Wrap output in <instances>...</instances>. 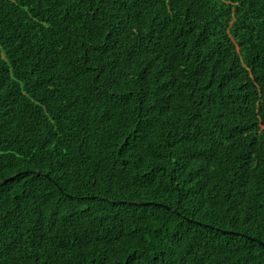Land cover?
I'll list each match as a JSON object with an SVG mask.
<instances>
[{"label": "trees", "instance_id": "obj_1", "mask_svg": "<svg viewBox=\"0 0 264 264\" xmlns=\"http://www.w3.org/2000/svg\"><path fill=\"white\" fill-rule=\"evenodd\" d=\"M264 0H0V264H264Z\"/></svg>", "mask_w": 264, "mask_h": 264}, {"label": "water", "instance_id": "obj_2", "mask_svg": "<svg viewBox=\"0 0 264 264\" xmlns=\"http://www.w3.org/2000/svg\"><path fill=\"white\" fill-rule=\"evenodd\" d=\"M261 244L264 246V243L263 242Z\"/></svg>", "mask_w": 264, "mask_h": 264}]
</instances>
